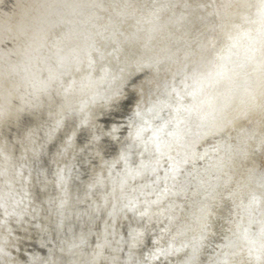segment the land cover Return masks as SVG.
I'll return each mask as SVG.
<instances>
[{
  "label": "clouds",
  "instance_id": "1",
  "mask_svg": "<svg viewBox=\"0 0 264 264\" xmlns=\"http://www.w3.org/2000/svg\"><path fill=\"white\" fill-rule=\"evenodd\" d=\"M0 264H264V0H0Z\"/></svg>",
  "mask_w": 264,
  "mask_h": 264
}]
</instances>
